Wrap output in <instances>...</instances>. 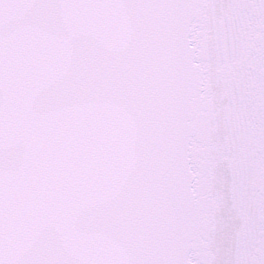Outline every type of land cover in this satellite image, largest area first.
I'll return each mask as SVG.
<instances>
[{
	"label": "snow or ice",
	"instance_id": "6c2138e0",
	"mask_svg": "<svg viewBox=\"0 0 264 264\" xmlns=\"http://www.w3.org/2000/svg\"><path fill=\"white\" fill-rule=\"evenodd\" d=\"M0 264H264V0H0Z\"/></svg>",
	"mask_w": 264,
	"mask_h": 264
}]
</instances>
